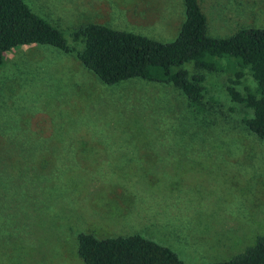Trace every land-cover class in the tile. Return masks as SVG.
I'll use <instances>...</instances> for the list:
<instances>
[{
	"label": "rangeland",
	"instance_id": "obj_1",
	"mask_svg": "<svg viewBox=\"0 0 264 264\" xmlns=\"http://www.w3.org/2000/svg\"><path fill=\"white\" fill-rule=\"evenodd\" d=\"M25 1L73 52L19 47L0 67V264H84L82 233L140 235L186 264L230 261L264 238V142L229 95L230 71L185 67L206 78L200 112L173 85L108 86L78 59L74 35L90 23L175 41L184 0ZM201 4L212 37L264 28V0ZM244 73L237 91L259 96Z\"/></svg>",
	"mask_w": 264,
	"mask_h": 264
},
{
	"label": "trees",
	"instance_id": "obj_2",
	"mask_svg": "<svg viewBox=\"0 0 264 264\" xmlns=\"http://www.w3.org/2000/svg\"><path fill=\"white\" fill-rule=\"evenodd\" d=\"M202 0H184L186 19L177 39L170 43L139 34L118 31L105 25L82 26L74 35L84 39L78 53L82 65L108 86L131 79L173 85L187 97L191 109L205 108V76L199 72L230 71L228 92L236 103L254 111L245 118L246 127L264 142V28H243L218 38L209 35ZM43 45L73 52L63 32L35 13L25 0H0V67L7 53L19 47ZM224 60L225 66H218ZM221 67V68H220ZM249 69L258 84V94L242 96L236 89ZM78 254L84 264H186L171 249L140 235L98 239L82 233ZM209 264H264V238L230 261Z\"/></svg>",
	"mask_w": 264,
	"mask_h": 264
}]
</instances>
